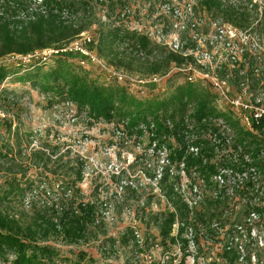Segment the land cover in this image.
<instances>
[{
	"label": "rangeland",
	"instance_id": "1",
	"mask_svg": "<svg viewBox=\"0 0 264 264\" xmlns=\"http://www.w3.org/2000/svg\"><path fill=\"white\" fill-rule=\"evenodd\" d=\"M73 1L79 8L76 13L68 14V19L75 21L81 16H88L86 20L92 23L84 34L67 46L64 52L58 53L64 56L73 68L75 67L76 72H81L98 84L117 83L137 99H150L168 93L172 88L167 80L168 77H175V84L185 81L182 71L178 70L179 65L174 63L169 67L167 74L142 76L123 68L115 69L95 51L93 53L99 61H91L90 57L76 50L75 45L78 47L82 45L85 35L91 40L95 39V31L99 24L97 20L102 23L116 20V13L121 11L117 23L122 22L129 31L145 35L151 43L156 44V47L171 52L173 39L177 37L183 39L187 34L180 36L173 30L174 27L171 28L173 19L165 12V7L171 4L180 7L190 4L200 11L202 7L199 5V0H120V3L116 1L113 4L105 0ZM254 1L258 6H264V0ZM34 6H38L37 2ZM257 26V23L252 24V27L259 30L264 37L263 27ZM164 40L167 44H164ZM58 54L47 55L45 51H35L25 56L8 54L0 58V64L18 70L17 74H12L3 83V87L9 89L15 98L13 100L8 97L14 102L8 104V108L0 107V173H18L17 177L21 176L20 173H26V178L34 180V189H38L37 186L47 181L44 177H51L50 172H45L42 177L39 173L47 171L48 167H52V163L50 162L44 170L35 167L30 156L34 150L44 148L46 153H52L51 160L61 156L62 161L68 159L71 160L70 164H82L83 177L78 184L81 197L96 206L97 220L91 225L93 232L89 230L87 238L76 244L56 242L55 245L63 258L54 264H207L211 260L221 264L224 263L222 245L233 233L243 237L247 232L251 240L257 241L260 247L264 246V218H258L252 225L243 227L244 231L233 232L230 229L223 234L225 227L213 225L210 227L215 230L208 231L207 226L210 223L206 226L205 223L189 216L186 222L200 223V226L195 224L192 231L197 246L195 248L187 246L183 241V234L181 235L183 240L179 239L178 243L171 246L168 245L169 243L166 244L167 246L163 244L158 235L159 228L155 217L158 213L174 210V196L180 195L182 201L184 196L196 199L199 204L195 212L210 215V221L214 222L219 220L222 214L230 216L225 212L230 203L238 205L241 210L246 209L248 204L264 203V194L260 196L258 193L261 187H264V175L260 173L262 178L259 179L256 170V180L247 178L246 180L251 181H247L250 182L249 184L244 183L239 191L242 194L237 191L231 195L224 189L215 192L220 188L213 176L209 177V185L195 169L187 170L183 161H172L169 158L170 145L174 147L177 144L171 136L164 142H158L152 139L144 124L126 130L121 120L105 121L93 118L86 110L78 109L64 96H56L51 92L43 93L33 87L29 81L21 80L22 73L26 70L33 71V66H40L46 70L54 65ZM131 54L133 55L127 53V57L138 61L154 59L158 53L153 51L144 59L134 53ZM81 60H84L83 64L80 63ZM217 60L215 65L217 67L213 65L214 72L221 77L228 73L230 64L228 65L225 56H220ZM196 77V82L192 83L214 96L212 105L216 110L229 114L238 127L254 134L257 142L262 146L264 133L258 132L253 125H247L242 116L230 111L228 105L218 99V93L211 85V79L200 80ZM237 81L233 78L227 82L233 89L239 90V87L235 86ZM2 99L3 97L0 96V103ZM192 110L193 108H189V113ZM10 120L12 127L7 130L6 125ZM211 121L210 130L200 132L197 129L196 132V126L194 129L191 119H186L184 136L185 142L201 138L210 144L213 150L212 162L218 163L214 173H219L222 167H226L223 159L231 158L233 154L228 151V147L231 148V141L228 147L225 144L215 145L211 142L207 134H214L217 129L212 128L219 124L216 119L212 118ZM218 131L220 137L227 138L222 129L219 128ZM234 133L233 131V141L236 137ZM191 146H197L199 152L198 145L189 144L187 148L190 152L197 153L190 150ZM259 157L256 156V159ZM231 160L235 164L233 167H238L237 164L240 162L243 163L240 157L236 162L232 158ZM160 173L165 181L159 183ZM5 179V175H0V185ZM23 179L25 180L22 176L21 181H24ZM232 181L233 179L229 178L227 185ZM165 184L167 187L170 184L173 186L175 195H171V198L166 194ZM192 187H198L200 190L196 191ZM257 187L258 189L255 190ZM195 191L199 198L195 197ZM248 191L254 196L255 201ZM217 199H220V203H215ZM214 205H218V208L215 209ZM246 214L247 211L242 212L240 214L242 216L238 215L237 218L242 219ZM205 232L206 236H204ZM121 237L126 238L121 240ZM242 248H237L241 253L236 254L238 259L235 264H264V258L259 262L252 257L248 260L247 248L244 246ZM78 253H84L85 257L81 258ZM0 264L9 263L0 260Z\"/></svg>",
	"mask_w": 264,
	"mask_h": 264
},
{
	"label": "trees",
	"instance_id": "2",
	"mask_svg": "<svg viewBox=\"0 0 264 264\" xmlns=\"http://www.w3.org/2000/svg\"><path fill=\"white\" fill-rule=\"evenodd\" d=\"M105 1L113 4L120 0ZM35 2L36 0H0V58L8 54L25 56L35 51L60 49L77 39L92 24L86 20L88 16H81L75 21L65 16L78 11L79 7L73 0H41L38 6H34ZM199 5L202 10L198 11L204 13L209 21L229 23L241 29L257 23L264 30V8L259 12L258 3L253 0H199ZM192 7L197 11L194 5ZM120 12L116 13V20L119 19ZM116 20L105 23L97 20L99 24L95 39L85 43L88 50L95 51L115 69L123 68L142 76L164 75L172 63L180 65L192 61V56L165 52L151 43L145 35L129 31L122 22L117 23ZM137 48L148 54L153 51L158 54L151 60L133 61L127 57V53L133 55V49ZM33 69L24 71L21 80L29 81L43 93L64 96L93 118L121 120L126 130L144 124L152 139L158 142H164L171 136L177 144L174 147L170 145L169 158L172 161H183L187 170L195 169L209 185V177L214 174L218 163L212 162L213 150L207 141L199 138L189 141L190 143L185 142L186 119H191L196 132L197 129L205 132L211 128L212 118L225 121L235 132L233 147L242 145L244 151L251 153L252 164L264 167V158L256 159L259 147L256 136L238 127L229 114L217 111L212 105L214 96L191 82L175 84V77H168L172 86L168 93L150 99H137L117 83L98 84L81 72H76L75 67L59 54L54 65L46 70L40 66H33ZM17 73L18 70L0 64V96L3 97L1 108L6 109L8 104L14 103L8 98L10 96L14 100V94L4 88L3 83L9 76ZM189 108H193L190 113ZM11 127L10 120L6 129L10 130ZM255 127L258 132L264 133V118ZM212 129L216 130L217 126L214 125ZM189 144L198 145L199 152H190L187 148ZM31 154L30 160L35 167L46 170L52 163V167H48L49 171L39 173L42 177L45 172H50L51 177H44L47 181L35 190L34 180L26 178V173H20V177H17L18 173H0L6 178L0 185V260L9 264H54L63 258L55 243L70 245L86 239L89 230L93 229L91 225L97 220L96 206L81 197L78 184L83 177L82 164H70L71 160L68 159L62 161L61 156L51 160L52 153H46L44 148L34 150ZM223 162L225 166H235L231 158L223 159ZM243 164L240 162L237 165L242 167ZM22 176L24 181H21ZM159 178V183L165 181L161 173ZM171 185H166L165 188L170 198L175 195ZM179 196H174V210L158 213L155 217L158 235L165 245L169 243L171 246L178 243L179 239L183 240V226H179L176 235L172 234L175 221L183 223L188 218V208ZM215 203H220V199ZM214 208H218V205H214ZM246 211L247 214L255 212L259 219L264 218V206L253 203L248 204L246 209L238 208L234 223L241 222L242 219L237 216ZM194 213L199 222L206 226L210 223V215L197 211ZM125 238L121 237V240ZM232 240L224 242V263L221 264H235L238 259L237 248ZM183 241L187 244L185 239ZM242 245L247 248L248 260L251 255L257 262L264 258V246L260 247L257 241L251 240L249 234ZM78 255L85 257L84 253Z\"/></svg>",
	"mask_w": 264,
	"mask_h": 264
},
{
	"label": "built area",
	"instance_id": "3",
	"mask_svg": "<svg viewBox=\"0 0 264 264\" xmlns=\"http://www.w3.org/2000/svg\"><path fill=\"white\" fill-rule=\"evenodd\" d=\"M36 2L38 5L41 3V0H36ZM263 8L264 6H259L258 11L261 12ZM165 12L169 13L173 19L171 28L173 29L174 27L175 29L173 30L180 36H182V34H187V37H184L183 39L181 37L174 38L172 46H170V50L172 52L180 53L184 56H192V61L183 62L178 66V70L182 71L184 80L191 83L196 82L195 76H197L196 78L198 79L200 78V80L202 78L204 80L211 79V85L217 91L219 96L218 99L225 102L228 105V109L230 111L242 116L244 122L247 123V125H253L254 127L258 125L264 118V37L261 33H259L260 31L255 27H252V25L245 29H241L229 23L209 21L207 20L204 13L194 10L190 4H187L183 7L178 5L174 6L173 4L169 6L167 5L165 7ZM65 16L68 18L66 14ZM82 34H84V31L80 33V35ZM90 41V37L85 35L83 44L79 47L75 45V49L79 50V52L83 55L90 57L91 61L98 62L99 60L95 57L96 55L93 53V51H90L85 47V43ZM69 44L63 46L60 49H45L43 51H45V54L47 55L57 54L64 52ZM164 44H167L165 43V40ZM134 54L138 57L140 56L142 59L149 56V54L141 48L135 49ZM220 56H225L228 60V65L230 64L228 73L221 77L215 74L213 67V65H216L218 61L217 59ZM43 58L45 59L46 57ZM80 63L83 64L84 60H81ZM193 66L199 67L202 70H197ZM233 78L234 80H238L237 83H235V86H237V88L239 87V90L233 89L228 84L227 81H230ZM218 121L219 124H216V132L214 134H207V136L215 145L225 144L228 147V143L231 141L232 149L228 147V151L232 152L233 154L231 158L236 162L238 157H240L244 164L239 168L230 166L222 167L219 173H214L212 175V178H214L215 182L220 188L215 192H220L222 189H224L225 192L227 191L228 194L233 195L234 192L238 191L239 193V191L243 188L244 183L250 180H246L247 178L256 180L257 171L259 173V179L262 178L260 173H264V167L259 168L254 166L252 164L253 158L251 153L244 151L242 149V145L233 147L235 141H233L234 135L232 134L233 130L231 126L221 119ZM219 128L222 129L224 133H226L227 138H222L219 136ZM262 137V142H264V134ZM260 145L258 147L256 156H260L259 158H264V144L262 146ZM238 149L239 151H236ZM190 150L197 152L198 148L197 146H191ZM229 178H232L233 181L231 184L227 185V180ZM194 189L196 191L200 190L198 187H195ZM257 189L258 187L255 190ZM196 191L195 197L199 198V196L196 194ZM258 193L260 196H263L264 187H261V190ZM239 194H242V192ZM248 194L254 198V196L249 191ZM183 200L188 208L189 218L194 219V212L197 210V205L199 203L196 199H189L186 196H184ZM257 204L264 206L263 202ZM237 211L238 205L230 203L228 207H226L225 211L226 213H229L230 216L222 214L221 218L218 217V219L220 218L219 220L214 222L213 220L210 221L209 226H207L209 228L208 231L215 230L210 227L213 225H221V228L225 227L226 229L224 228L225 230L223 234L228 232L230 229L233 232H237V230L242 231L243 227L252 225V223L258 219L257 214L252 211L246 214L245 217L242 218L241 222L234 223ZM191 223L192 225H190ZM195 224L200 226V223L198 222L180 223L178 220H176L172 226V234L176 235L179 226H183L184 230L182 234L184 235V239L187 241L186 245L195 248L197 246V241L195 234L192 232L194 230L193 227H195ZM204 234V236H206V232ZM246 234L247 235L243 234L242 237L237 236V234L234 235L233 233V235L229 236V239H233L232 241H234L233 244L236 245V248L243 249L242 243L245 239H247L248 236L247 232ZM221 240L219 243H221ZM226 249H229V247ZM236 251L237 254L241 253V250L238 251V249H236ZM251 257L254 260L253 255H251ZM207 264L218 263L211 260L210 262H207Z\"/></svg>",
	"mask_w": 264,
	"mask_h": 264
}]
</instances>
